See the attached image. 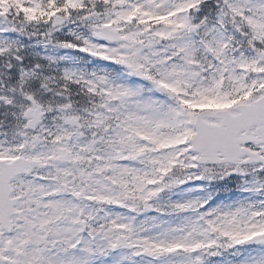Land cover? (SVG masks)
Masks as SVG:
<instances>
[{
	"label": "snow or ice",
	"instance_id": "1",
	"mask_svg": "<svg viewBox=\"0 0 264 264\" xmlns=\"http://www.w3.org/2000/svg\"><path fill=\"white\" fill-rule=\"evenodd\" d=\"M0 264H264V0H0Z\"/></svg>",
	"mask_w": 264,
	"mask_h": 264
}]
</instances>
